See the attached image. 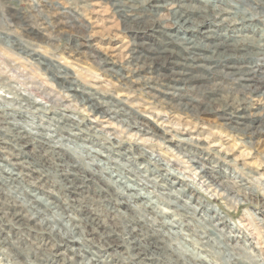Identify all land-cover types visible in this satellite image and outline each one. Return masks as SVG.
<instances>
[{
  "label": "clouds",
  "instance_id": "obj_1",
  "mask_svg": "<svg viewBox=\"0 0 264 264\" xmlns=\"http://www.w3.org/2000/svg\"><path fill=\"white\" fill-rule=\"evenodd\" d=\"M0 264H264V0H0Z\"/></svg>",
  "mask_w": 264,
  "mask_h": 264
}]
</instances>
